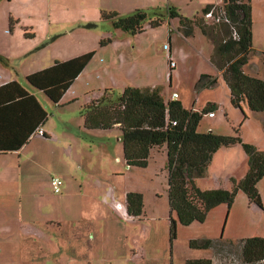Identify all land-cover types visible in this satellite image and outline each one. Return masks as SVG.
<instances>
[{
  "label": "rangeland",
  "instance_id": "374dc122",
  "mask_svg": "<svg viewBox=\"0 0 264 264\" xmlns=\"http://www.w3.org/2000/svg\"><path fill=\"white\" fill-rule=\"evenodd\" d=\"M252 1L258 17L264 2ZM170 3L166 11L175 6L182 16L201 19L208 4H222L220 0ZM255 20L257 43L258 33L264 35V24ZM177 29L180 31L179 25ZM159 32L147 25L136 34L115 29L101 21L93 8L76 0H0V51L28 53L22 57L26 63L35 59V63L51 65L92 52L102 39L125 41L130 47L122 51V63L112 64V47L100 51L74 86L82 91L85 80L93 90L109 87L117 93L126 85L157 87L165 100L177 92L186 109L211 107L214 117L201 115L198 131L239 136L241 143L218 147L207 172L195 184L202 190L230 189V179H240L248 169L242 144L264 151V112H252L245 104L241 111L232 105L222 71L211 61L213 45L199 28L194 27L191 37L180 31L189 42L174 36L172 49ZM263 52L264 48L249 56L246 70L252 76L264 78ZM170 59L176 63L173 71ZM202 75L212 77L214 84H201ZM35 94L47 113L43 128L50 138L33 136L21 155L20 175L10 183L11 189L19 187L21 204L14 205L12 198L14 206L5 213L0 211V264H185L202 258L213 264H244L241 241L264 238V176L257 185L261 208L239 190L229 208L218 205L203 222L177 223L172 237L169 217L176 219V215L168 205L165 150H152L144 168L129 167L119 128H83L84 92L76 100H62L58 105ZM53 176L63 181L61 193L53 191ZM6 185L8 188L9 182ZM130 191L142 196L138 217L126 213L125 195ZM55 218L62 220L59 230L46 223ZM30 240L38 246L28 245V257L18 248ZM206 240L211 242L208 248L190 246L192 241L201 244Z\"/></svg>",
  "mask_w": 264,
  "mask_h": 264
},
{
  "label": "trees",
  "instance_id": "16d2710c",
  "mask_svg": "<svg viewBox=\"0 0 264 264\" xmlns=\"http://www.w3.org/2000/svg\"><path fill=\"white\" fill-rule=\"evenodd\" d=\"M220 1L228 22L219 24H204L203 18L196 16L184 17L175 8L151 13L136 9L125 16L115 11H101L100 15L102 21L111 22L115 29L132 34L142 32L145 25L152 29L161 27L169 19L178 20L179 29L186 37L193 36L194 27L199 28L213 45L211 61L222 71L232 105L241 111L242 104H245L252 112H264V78L251 76L243 69L250 54L255 52L252 47L250 0ZM212 5L208 4L203 13ZM234 29L238 34L237 39L232 37ZM109 42V38L102 39L99 45L104 46ZM93 54L89 52L66 61H55L49 67L27 75L25 81L42 91L52 103H57ZM261 55L264 68V52ZM214 81L206 75L200 78L203 85L214 84ZM210 109H186L179 99L165 100L163 90L157 87H127L121 93L109 88L98 90L81 111L86 130L120 129L123 156L129 167L144 168L152 150H165L168 205L176 215V219L171 215L169 217L172 237L177 223L187 226L193 222H203L209 211L218 205L225 204L229 208L239 190L246 194L250 203L262 207L257 185L264 176V151L249 144H242L248 169L240 179H230V189L202 190L196 186L195 179L207 172L218 147L241 143L239 136L198 131L201 115ZM45 118L46 112L19 83L12 81L0 86V131H5L3 135L0 134V152L18 150L31 131L44 123ZM173 121H176V125H172ZM42 137L49 136L44 133ZM125 199L127 215L140 216L141 194L127 192ZM210 245L208 240L201 244L190 242V246L204 249ZM240 255L244 264H264V238L242 240ZM185 264L213 263L208 258H202L187 260Z\"/></svg>",
  "mask_w": 264,
  "mask_h": 264
},
{
  "label": "crops",
  "instance_id": "0c3cea01",
  "mask_svg": "<svg viewBox=\"0 0 264 264\" xmlns=\"http://www.w3.org/2000/svg\"><path fill=\"white\" fill-rule=\"evenodd\" d=\"M76 1H78L79 3L82 2L83 4H87L89 7L93 8V10L97 16L101 13V11H108V12L115 11V12L122 14V15L130 14L136 9H142L144 11L151 10V12H154V11L165 12L166 6L171 5L170 0H167V1L166 0H76ZM263 2H264V0H263ZM214 3H217V2H214ZM210 4H213V3H210ZM173 5L174 4H172V6ZM250 5H251V18H252V47L254 48L255 53H258L259 51H262V48H264L263 47L264 46V43H263L264 42V35L258 33V36H257L258 41L256 43V33H255V29H254V24L256 22L255 19H258V21L260 23L264 24V5H262L259 8L258 17H256L255 7L253 5V1L251 2V0H250ZM174 7H172V8H174ZM172 20L173 19L168 20V22L166 24L162 25L161 27L154 28V29H158V31H160L159 32L160 35L163 36L168 41L171 49H172V40L174 39V36H176L178 39H184L187 42H189V40L182 38L180 31H178V29H177L178 28V22L176 23ZM105 22H109V21H105ZM109 23H111V22H109ZM150 29H152V28H150ZM102 38H104V36ZM100 39L101 38L98 37L97 41ZM108 44H109V46H107ZM105 46H107V47H105ZM129 47H130L129 44H127L125 41H123V42L117 41L116 42L114 40H112V41L110 40V42L104 46L99 45V47H96V46L93 47L94 49H92L93 50L92 52H94V54H93L92 58L88 61V63L84 66V68L80 71V73L74 79L72 84L64 92L61 99L57 103H53V104H56V105L62 104V100H64V102H71L73 100H76L79 96H81V92H84V96L86 97V100H87V102L83 105V107H84L87 103L90 102V100L93 97H95L97 95L98 90H103V89L93 90V89H91L92 85L90 82L86 83L85 80H82V83H81L82 91H81V89H79L77 86H74L75 83L77 81H80L81 79H83L82 77L84 76L85 71L91 66L90 64L95 59V57H97V55L99 53H101L100 51L103 52V51L108 50L110 48L112 50H114L113 52L115 53V57L112 61V64L118 65L119 63L123 62L122 51H125ZM85 52L89 53L88 51H85ZM86 53H84V54H86ZM26 54H28V53H21V52L17 53L16 52V53L11 54L6 50L0 51V86H3L4 84L12 82V81L19 83L30 95H32L35 98V100L38 103V105L40 106V108L45 111L44 107L42 106V104H40V102H39V100L35 94L36 92L43 94L42 91L35 89V88L31 87L30 85H28L25 81V77L29 74L35 73L37 71H40L44 68L51 66L55 61L51 65H42L41 62L39 64L35 63V61H36L35 59L29 60L26 63V61H27L26 58H22ZM84 54H82V55H84ZM79 56H81V55H79ZM72 58H74V57H72ZM56 61H66V60H56ZM246 66H247V64L243 67L245 73L251 75V73H249L246 70ZM114 77L115 76H113V78ZM127 87H134V86L126 85L123 88L125 89ZM107 88H109V87H107ZM134 88H137V87L135 86ZM104 89H106V88H104ZM109 89H111V88H109ZM46 99L49 102H51L47 97H46ZM178 99H180V98H178ZM83 107H82V109H83ZM193 109H196V108H193ZM46 119H47V113H46L45 121H46ZM45 121H44V123H45ZM82 121H83V118H82ZM43 124L38 125L37 128H35L31 131V133L28 135L26 142L18 150L9 151L7 153H1L0 152V211L1 212L5 213L6 210L12 208L17 203L21 204L22 193L19 190V187L15 186L14 189H11L10 183H12L11 181H15L17 179L18 175H20V172H21L20 171V169H21V161H20L21 155H22L23 151L26 149L27 145L31 142L33 136L38 135L36 133L37 130L39 128H41L44 131V133L49 136L48 138H50L49 133H47V131H45V129L43 128ZM83 128H84V125H83ZM89 131H91V130H89ZM4 132L5 131L2 130V131H0V134L3 135ZM7 132L10 133L9 131H7ZM41 138H44V137L41 136ZM48 138H44V139H48ZM13 155H16L17 158H13V157H15ZM8 178H15V179L7 181ZM8 182H9L8 188H7V185L3 186V184H8ZM61 192H62V190H61ZM12 198L14 200H16L14 205H13ZM60 198H63V195ZM46 223L49 226H51V227L48 226L49 228H53V229L56 228V230H59L62 228V226H61L62 220L60 218H55V219L48 221ZM25 244H26V246H24L25 249H24V247L21 249L22 244L20 243L18 250L20 251V253L30 257L29 246L30 247L38 246V244L36 241H33V240L32 241L31 240L26 241Z\"/></svg>",
  "mask_w": 264,
  "mask_h": 264
},
{
  "label": "built area",
  "instance_id": "2783aa9c",
  "mask_svg": "<svg viewBox=\"0 0 264 264\" xmlns=\"http://www.w3.org/2000/svg\"><path fill=\"white\" fill-rule=\"evenodd\" d=\"M203 20H207L208 23L210 24H219L221 22H228L227 18H226V11L225 9L220 5H212L209 9H207L204 13H203ZM232 37L233 39H237L238 38V34L235 31V29L232 31ZM176 66V63L170 59L169 61V68L170 69H174ZM179 98V94L177 92H172L171 94V99H178ZM206 114L209 117H214V111L213 110H209L206 112ZM172 125H176V121L172 122ZM38 135L42 136L44 131L39 128L36 132ZM51 181V185L53 188V191L55 193H60L61 189H62V185H63V181L61 178L57 177V176H53L50 178ZM118 208H121L120 205L117 206Z\"/></svg>",
  "mask_w": 264,
  "mask_h": 264
},
{
  "label": "bare ground",
  "instance_id": "6f19581e",
  "mask_svg": "<svg viewBox=\"0 0 264 264\" xmlns=\"http://www.w3.org/2000/svg\"><path fill=\"white\" fill-rule=\"evenodd\" d=\"M130 192H132V191H130Z\"/></svg>",
  "mask_w": 264,
  "mask_h": 264
}]
</instances>
